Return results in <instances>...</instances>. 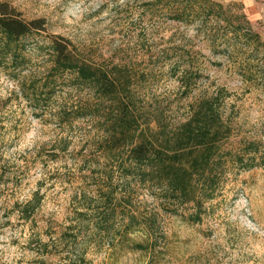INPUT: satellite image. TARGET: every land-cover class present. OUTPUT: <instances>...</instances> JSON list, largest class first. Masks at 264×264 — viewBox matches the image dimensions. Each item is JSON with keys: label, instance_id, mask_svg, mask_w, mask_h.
I'll list each match as a JSON object with an SVG mask.
<instances>
[{"label": "trees", "instance_id": "1", "mask_svg": "<svg viewBox=\"0 0 264 264\" xmlns=\"http://www.w3.org/2000/svg\"><path fill=\"white\" fill-rule=\"evenodd\" d=\"M150 5L153 11L160 9L157 17L162 21L195 28V38H202L225 59L214 62L216 67H225L228 61L226 66L243 82L262 89L264 40L241 3L155 0ZM46 32L44 17L29 18L11 1L0 0V68L20 80L21 91L35 101L39 118L46 111L36 110L58 99L61 83L82 95L50 115L68 125L92 121L98 159L103 158L110 170L107 185H98L95 194L83 191L69 224L50 228L44 252L68 264H92V249L96 253L115 252L122 246L135 252L156 250L166 238L161 214L200 222L208 204L222 197L241 171L264 169L262 137L247 136L239 129V114L229 102L233 94L227 87L203 93L184 114L175 115L167 106L147 100L144 84L149 76L144 72L137 75L126 65L95 62L70 39ZM43 52L48 55L44 74L23 78ZM190 54V50L169 52L164 60L171 72H182L175 77L183 98L193 94L201 77L188 72H203L200 60H184ZM39 195L36 191L22 204L23 219L32 218ZM148 197L156 205L151 207ZM134 234L141 238H133ZM50 245L56 250H49Z\"/></svg>", "mask_w": 264, "mask_h": 264}, {"label": "rangeland", "instance_id": "2", "mask_svg": "<svg viewBox=\"0 0 264 264\" xmlns=\"http://www.w3.org/2000/svg\"><path fill=\"white\" fill-rule=\"evenodd\" d=\"M9 1L29 18L44 17L46 34L70 39L87 58L129 66L137 75L144 72L149 76L144 82L147 100L167 106L175 115L184 114L203 93L227 87L233 94L229 102L239 114V129L247 136L261 135L264 142V84L262 89L250 87L226 66L228 61L225 67H216L214 62L225 59L202 38H195V28L158 18L160 9L153 11L150 5L155 0ZM219 1L241 3L264 40V0ZM184 49L191 52L184 60L203 64V72H188L201 77L187 98L175 77L182 72H171L164 65L169 52L178 55ZM47 57L45 52L37 54L21 76H42ZM58 90L55 102L42 103L43 109L36 110L46 111L45 116L36 117V103L23 95L20 80L0 68V264H68L44 252L48 232L69 224L84 190L95 194L98 185H107L110 165L98 159L92 121L68 125L50 115L82 95L64 82ZM36 191L39 207L25 220L20 207ZM148 201L151 207L156 205L151 198ZM208 207L202 221L194 224L161 214L166 238L156 250L135 252L122 246L115 252L96 253L92 249L89 258L92 264H264V169L241 171ZM133 238L139 240L141 235ZM49 250L56 249L50 245Z\"/></svg>", "mask_w": 264, "mask_h": 264}]
</instances>
